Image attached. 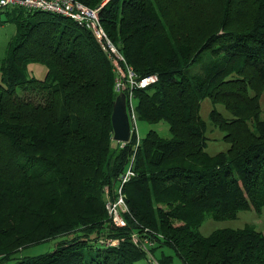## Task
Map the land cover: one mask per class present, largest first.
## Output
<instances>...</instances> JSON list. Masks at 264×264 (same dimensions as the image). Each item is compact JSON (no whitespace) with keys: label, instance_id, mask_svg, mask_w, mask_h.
I'll return each mask as SVG.
<instances>
[{"label":"trees","instance_id":"trees-1","mask_svg":"<svg viewBox=\"0 0 264 264\" xmlns=\"http://www.w3.org/2000/svg\"><path fill=\"white\" fill-rule=\"evenodd\" d=\"M79 1L94 8L104 0ZM4 10L0 23L13 22L15 33L0 60V256L67 235L40 260L20 264H172L174 256L182 264H264V227L199 232L204 212L224 220L264 207V0L100 7L124 64L137 79L158 76L133 90L138 120L169 126V137L150 129L124 143L112 139L116 72L94 35L55 13ZM32 62L46 66L43 78L28 76ZM208 124L223 132L225 151L205 150ZM131 160L125 224L117 226L104 187L112 192ZM105 230L117 245L101 243ZM133 232L150 238L157 263Z\"/></svg>","mask_w":264,"mask_h":264},{"label":"rangeland","instance_id":"rangeland-1","mask_svg":"<svg viewBox=\"0 0 264 264\" xmlns=\"http://www.w3.org/2000/svg\"><path fill=\"white\" fill-rule=\"evenodd\" d=\"M7 9L12 10L13 8L9 7ZM4 11H0V20H4L6 18V14ZM214 13H215V10L213 12V16H214ZM208 14L209 15L212 14V11L208 12ZM202 31H204V29ZM14 33H15V24L13 22L6 21V22L0 23V60L4 57L7 44L12 38V36L14 35ZM199 64L200 62L196 61L188 68L187 71L189 73L195 72L196 70L199 69L200 67ZM46 70H47L46 66L43 65L42 63L32 62L28 64V76L30 77L41 79L45 76ZM259 102H260V107H261V113L259 115V119L263 120L264 119V89L262 93L260 94ZM211 107H212V104L210 102V99L208 97L204 98L201 102V108H200V114L203 118L205 119L207 118V115ZM217 108L221 110L222 112H224V109L221 105H218ZM246 124L251 131H254V126H255L254 119L247 120ZM150 129L156 130L160 135L164 137L170 136L169 126L166 121H160L155 124H148L142 120H137L135 133L137 134L138 137L140 138L144 137L147 131ZM206 135L208 138L206 141L205 150L208 153L214 154L220 151H225L227 149L228 143L224 141L223 132L219 128L213 126L212 124H208ZM121 143H124V142H121ZM104 189H105L104 197L106 200V198L111 199L114 197V195L116 194L115 192H116L117 187L116 186L115 188L113 187L112 192H110L108 187H104ZM212 215H213L212 212H204V217L199 227V232L202 233L203 235H207L212 230L218 229V228H224V227L240 228L245 223H252L256 226L257 229H261L264 227V207H262L259 213H257L253 209L239 211L237 214V217L234 219L216 220L213 218ZM108 233H109L108 230H105V235L99 236V239L101 238L102 242L99 241L98 239V243L101 242L106 245H117L119 242V239L108 236ZM135 233L136 232H134V234ZM67 238H69V236L61 235L55 238L45 239L44 241L33 242L23 248H19L17 251L7 253L5 256H0V264H20L21 262H26L28 260H40L43 256L47 255V253L52 252L55 246L59 242ZM136 238L138 242L145 241L144 239H147V240L150 239V238L140 237V236H136ZM131 240L133 241L132 236H131ZM148 250L151 255L149 257L153 258L150 260L157 263L156 259L154 258L150 250V247H148ZM159 254H160V251L156 253V257L159 256ZM172 264H182V263L179 261L177 257L174 256Z\"/></svg>","mask_w":264,"mask_h":264},{"label":"built area","instance_id":"built-area-1","mask_svg":"<svg viewBox=\"0 0 264 264\" xmlns=\"http://www.w3.org/2000/svg\"><path fill=\"white\" fill-rule=\"evenodd\" d=\"M106 1L107 0H104L100 3V5L92 8L79 0H0V11L9 7H20L27 10H41L62 15L87 28L94 35L100 43L102 49L107 53L108 57L112 61L116 72L114 90L116 95L121 92L125 94L126 112L132 134V132H136L138 120L135 110V97L133 90L134 88H143L156 82L158 80V76L156 74H150L137 79L131 67L124 64L125 60L123 56L111 42L99 19V9ZM122 64H124V67ZM138 139L139 137L137 140ZM131 162L132 160L119 179L114 197L111 199L106 198L105 200L107 212L113 223L117 226H123L125 224L122 214L127 210V206L122 192V186L132 175H134ZM135 234L134 232L132 233L134 243L146 252L149 259H153L152 257H149L151 255L148 250V247H150L153 243L147 239H144L145 241L138 242L136 238L138 235L137 233Z\"/></svg>","mask_w":264,"mask_h":264},{"label":"water","instance_id":"water-1","mask_svg":"<svg viewBox=\"0 0 264 264\" xmlns=\"http://www.w3.org/2000/svg\"><path fill=\"white\" fill-rule=\"evenodd\" d=\"M112 139L116 142H128L131 137L130 123L126 112L125 94L118 93L113 102L111 113Z\"/></svg>","mask_w":264,"mask_h":264}]
</instances>
